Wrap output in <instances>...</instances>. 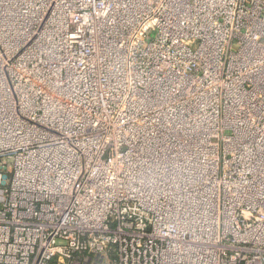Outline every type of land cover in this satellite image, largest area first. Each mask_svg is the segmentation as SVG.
Masks as SVG:
<instances>
[{
  "label": "built area",
  "instance_id": "obj_1",
  "mask_svg": "<svg viewBox=\"0 0 264 264\" xmlns=\"http://www.w3.org/2000/svg\"><path fill=\"white\" fill-rule=\"evenodd\" d=\"M0 264H264V0H0Z\"/></svg>",
  "mask_w": 264,
  "mask_h": 264
},
{
  "label": "bare ground",
  "instance_id": "obj_2",
  "mask_svg": "<svg viewBox=\"0 0 264 264\" xmlns=\"http://www.w3.org/2000/svg\"><path fill=\"white\" fill-rule=\"evenodd\" d=\"M49 31L50 30L48 28H46V29H44V31L42 33V38H43L42 39V45L44 47H47V46L51 45L49 43ZM46 51H48V48H43V52H46ZM173 137L176 138V139L178 138L176 136H173ZM146 150H147L148 157H150V155L148 154L149 153L148 149H143L142 152H140V154L138 155V157L140 158V160H139L140 162L144 161V158L142 156H144V154L146 156ZM173 150H174V148H173ZM174 153H176V150H174ZM148 169L151 170V168H148ZM160 169H159L158 165L154 166L153 167V172L156 173L157 176H163L164 175L163 171H167V170L164 169V167H162ZM173 170H175V166L174 165H172V167H171V171H173ZM201 172H203V171H202V168L199 165L197 166V165H194L191 162H189L188 165H187V173H186L188 181L182 183V185H180V186H176L178 182L173 180L174 177H171V180H169L167 182H166V180L163 181L160 178H156L154 180L156 187H155L153 192H155L158 195L157 199L162 197V195H169V196H166V197L170 198L171 202L175 203L178 206H179V204H180V202L182 201V198H183L182 193L186 192L188 194V198L187 199L192 201L193 203H196L197 204L196 206L199 208V206H200V198L195 196V193L198 192V190L195 188V186L197 185V183H199L198 179H199V176L201 175ZM132 175H133L132 179H134L136 184H138V186H140V182L136 180V177H135V174H134V170H133V174ZM174 175L175 174L173 173V176ZM138 177L139 178H144V177H141V176H138ZM194 177H196L195 178L196 181H194ZM141 183L143 185H145L147 182H141ZM210 215H213V214H210Z\"/></svg>",
  "mask_w": 264,
  "mask_h": 264
}]
</instances>
